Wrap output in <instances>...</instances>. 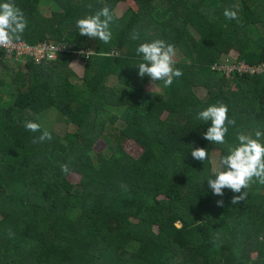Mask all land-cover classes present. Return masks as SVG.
I'll list each match as a JSON object with an SVG mask.
<instances>
[{"label": "trees", "instance_id": "16d2710c", "mask_svg": "<svg viewBox=\"0 0 264 264\" xmlns=\"http://www.w3.org/2000/svg\"><path fill=\"white\" fill-rule=\"evenodd\" d=\"M40 1L14 0L27 20L21 41L64 49L48 63H21L0 49V264H264V185L251 184L233 205L242 193L217 196L206 181L212 153L227 155L237 133L264 132V70L218 68L230 50L237 56L223 66H264V0H133L136 8L120 16L113 10L122 0H45L47 15ZM105 5L114 16L110 42L80 36L76 21ZM226 8L239 20L226 19ZM156 39L174 45L183 75L147 91L136 48ZM78 57L80 78L69 68ZM218 103L235 121L225 145L204 139L210 124L197 118ZM50 108L73 128L59 133L45 123ZM26 120L52 140L33 143L40 133L26 131ZM107 122L123 127L105 131ZM100 137L105 150L96 152ZM127 140L140 156L123 148ZM197 147L207 160L192 158Z\"/></svg>", "mask_w": 264, "mask_h": 264}, {"label": "clouds", "instance_id": "9594fccd", "mask_svg": "<svg viewBox=\"0 0 264 264\" xmlns=\"http://www.w3.org/2000/svg\"><path fill=\"white\" fill-rule=\"evenodd\" d=\"M89 7L91 6L89 5ZM223 15L228 20H239L237 11L229 8L224 10ZM113 18L112 11L105 5L98 9L94 15L78 19L76 27L80 36L98 39L107 44L112 38L110 23ZM26 27V17L23 11L16 6L14 0L0 3V49L10 50L16 47L21 42ZM132 39H139V34L133 32ZM136 54L141 56L143 61L135 66L138 67V75L141 78L149 77L152 83L162 81L164 87H170L174 78L183 75L180 69L174 68V57L176 56L174 45L164 40L156 39L141 43L136 48ZM55 58L39 63H48ZM197 118L210 124L204 133V139L213 144H226L225 137L228 133V126L235 123L234 120L229 119L226 105L223 103L210 105L200 111ZM23 126L26 131L40 133L39 136L33 138V143L52 140L51 133L46 129L41 131L39 123L26 120ZM262 136H264V132L259 130L255 131V138L251 135L237 133L238 143L227 145L228 154L219 159V166L214 171L213 177L206 180L214 195L222 197L225 189H229L233 193H242L233 196L231 202L234 205L246 200L248 193L245 189H248L251 184L258 182L264 185V143L260 142ZM191 156L194 160L205 161L208 159V151L205 148L197 147L191 149ZM60 168L64 174H68L70 171L67 163L61 164ZM242 190L244 191L242 192ZM217 205L223 206V201H217Z\"/></svg>", "mask_w": 264, "mask_h": 264}, {"label": "rangeland", "instance_id": "374dc122", "mask_svg": "<svg viewBox=\"0 0 264 264\" xmlns=\"http://www.w3.org/2000/svg\"><path fill=\"white\" fill-rule=\"evenodd\" d=\"M40 11L42 14L47 15L50 13V6L47 3V1L45 0H41L40 3L38 4ZM127 8H136V4L134 3L133 0H122L119 1L115 8H114V13L116 16H120L124 13V11ZM191 32V31H190ZM237 56V53L234 50H230L227 52V54L221 56L219 58L218 64L220 63V65L218 66V68L221 70V68L223 67L222 63H226L227 61L229 62H234L235 58ZM180 57L179 53L176 52V56L174 57V60L176 61L178 58ZM78 59V60H77ZM73 58L70 62H69V68L72 69L76 75V77L80 78L82 77L83 74V67H84V61L82 58ZM20 62H24L23 60H20ZM1 68V67H0ZM117 78L116 77H110L108 79V86H115L117 84ZM160 87L158 85H155L154 83H149L146 86V90L147 91H160ZM195 95L200 98V99H204L205 97V91L202 88H194L193 89ZM166 115V113H164ZM44 122L51 125H56V126H52L56 132L59 133H63L65 130H71L73 127L72 125H66L64 124L60 118H58V116L56 115V113L52 110V108L48 109L46 111V115L44 117ZM110 127H118L122 128L123 127V123L118 122V123H114L111 124L110 122H107L106 126H105V131H107V129H109ZM122 146H124L123 148H125V150L133 157H138L142 154L143 149L137 145V143H135L134 141L131 140H127L125 141ZM93 150L96 152H103L105 150V143L103 141V139L100 137L99 140H97V142L94 144L93 146ZM219 155L218 153L214 152L211 154L210 157V161L212 164V170L215 171L218 166H219ZM68 180L73 183L76 184L79 182V175H77L76 173H70L68 175Z\"/></svg>", "mask_w": 264, "mask_h": 264}, {"label": "built area", "instance_id": "2783aa9c", "mask_svg": "<svg viewBox=\"0 0 264 264\" xmlns=\"http://www.w3.org/2000/svg\"><path fill=\"white\" fill-rule=\"evenodd\" d=\"M63 46H56L51 43H47L45 41H40L34 45H30L24 41H21L16 45V47L10 49V50H5L8 53H14L15 59L16 60H29L32 59L34 62L39 63L44 60H49L53 59L57 56V52L60 50H63ZM84 52L85 51H80ZM92 51L86 52L89 54ZM224 70V74H227L231 72L232 70H235L236 72L242 74V73H247V74H252V73H260L261 71L264 70V66H248L242 62L238 63L237 65L233 64H227L222 67Z\"/></svg>", "mask_w": 264, "mask_h": 264}]
</instances>
